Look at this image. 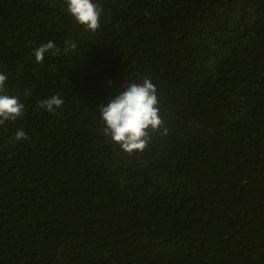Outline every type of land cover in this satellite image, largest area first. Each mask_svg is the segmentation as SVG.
I'll list each match as a JSON object with an SVG mask.
<instances>
[{"label": "trees", "instance_id": "16d2710c", "mask_svg": "<svg viewBox=\"0 0 264 264\" xmlns=\"http://www.w3.org/2000/svg\"><path fill=\"white\" fill-rule=\"evenodd\" d=\"M98 2L92 33L62 0H0V73L25 104L0 126V264H264V0ZM145 77L168 135L129 156L98 108Z\"/></svg>", "mask_w": 264, "mask_h": 264}, {"label": "clouds", "instance_id": "9594fccd", "mask_svg": "<svg viewBox=\"0 0 264 264\" xmlns=\"http://www.w3.org/2000/svg\"><path fill=\"white\" fill-rule=\"evenodd\" d=\"M62 3L67 13L85 31L95 33L100 28L103 8L98 0H62ZM76 49L77 43L65 41V54ZM49 52L59 55L60 49L52 41L40 44L33 52L35 61L43 63ZM7 82V75L0 73V126L7 122L15 123L25 114V104L20 97L6 92ZM30 95L31 92L25 90L24 96ZM37 103L40 109L55 114L64 100L57 93ZM98 109L103 135L129 156L142 155L152 143L154 134L168 135L161 115L158 88L150 77L143 78L142 82H125L123 91L115 92L114 98ZM14 139L19 142L28 137L23 129H17Z\"/></svg>", "mask_w": 264, "mask_h": 264}]
</instances>
